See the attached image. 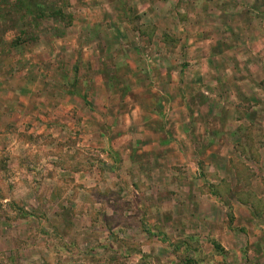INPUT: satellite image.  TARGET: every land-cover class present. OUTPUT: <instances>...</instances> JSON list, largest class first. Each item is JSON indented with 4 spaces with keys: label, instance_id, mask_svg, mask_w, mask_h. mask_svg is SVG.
Returning a JSON list of instances; mask_svg holds the SVG:
<instances>
[{
    "label": "rangeland",
    "instance_id": "obj_1",
    "mask_svg": "<svg viewBox=\"0 0 264 264\" xmlns=\"http://www.w3.org/2000/svg\"><path fill=\"white\" fill-rule=\"evenodd\" d=\"M0 264H264V0H0Z\"/></svg>",
    "mask_w": 264,
    "mask_h": 264
}]
</instances>
